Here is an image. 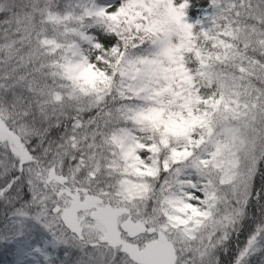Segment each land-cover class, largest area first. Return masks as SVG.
<instances>
[{
  "label": "snow or ice",
  "instance_id": "snow-or-ice-1",
  "mask_svg": "<svg viewBox=\"0 0 264 264\" xmlns=\"http://www.w3.org/2000/svg\"><path fill=\"white\" fill-rule=\"evenodd\" d=\"M4 264H264V0H0Z\"/></svg>",
  "mask_w": 264,
  "mask_h": 264
},
{
  "label": "trees",
  "instance_id": "trees-1",
  "mask_svg": "<svg viewBox=\"0 0 264 264\" xmlns=\"http://www.w3.org/2000/svg\"><path fill=\"white\" fill-rule=\"evenodd\" d=\"M0 264H4L3 258L0 257Z\"/></svg>",
  "mask_w": 264,
  "mask_h": 264
}]
</instances>
